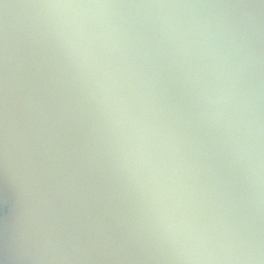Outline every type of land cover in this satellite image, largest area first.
Segmentation results:
<instances>
[{"label":"water","instance_id":"water-1","mask_svg":"<svg viewBox=\"0 0 264 264\" xmlns=\"http://www.w3.org/2000/svg\"><path fill=\"white\" fill-rule=\"evenodd\" d=\"M0 264H264V0H0Z\"/></svg>","mask_w":264,"mask_h":264},{"label":"flooded vegetation","instance_id":"flooded-vegetation-1","mask_svg":"<svg viewBox=\"0 0 264 264\" xmlns=\"http://www.w3.org/2000/svg\"><path fill=\"white\" fill-rule=\"evenodd\" d=\"M1 209V208H0Z\"/></svg>","mask_w":264,"mask_h":264}]
</instances>
